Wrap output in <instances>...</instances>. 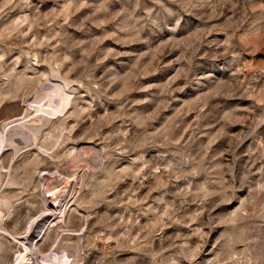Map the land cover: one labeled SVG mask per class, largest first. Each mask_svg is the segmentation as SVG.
<instances>
[{
  "label": "rangeland",
  "instance_id": "obj_1",
  "mask_svg": "<svg viewBox=\"0 0 264 264\" xmlns=\"http://www.w3.org/2000/svg\"><path fill=\"white\" fill-rule=\"evenodd\" d=\"M0 149V264H264V0H0Z\"/></svg>",
  "mask_w": 264,
  "mask_h": 264
},
{
  "label": "bare ground",
  "instance_id": "obj_2",
  "mask_svg": "<svg viewBox=\"0 0 264 264\" xmlns=\"http://www.w3.org/2000/svg\"><path fill=\"white\" fill-rule=\"evenodd\" d=\"M53 97H58L59 98V100L61 101V104L59 106L53 104V102H52ZM68 97H69V95H67L65 93L64 87L60 86V85H56L54 87V91L49 96V98H50L49 102H50V104H51L50 106L52 108H46L47 106L46 107L45 106H43V107L41 106V107H39V109L44 110L45 111L44 113H47L49 116L50 115L51 116H55L56 113L54 111H57V113L61 114L62 113V109H65V107L67 105ZM3 156H4L3 149H0V164H1ZM0 167H1V165H0ZM45 176L46 175H44V177ZM65 193H66V189L65 188H63L62 190H55V189L50 190V189L47 188V190L45 191V195L49 196L48 199H50V202L53 204L54 207H57L59 205V203L61 201V198L63 197V195H65ZM6 204H8V203H5L3 200H1V206L0 207L3 208ZM2 208H0V212H1Z\"/></svg>",
  "mask_w": 264,
  "mask_h": 264
}]
</instances>
